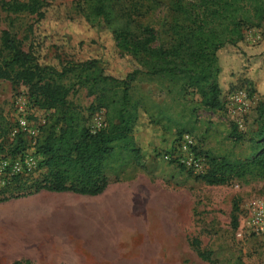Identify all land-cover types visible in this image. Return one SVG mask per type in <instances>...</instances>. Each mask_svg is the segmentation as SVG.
Here are the masks:
<instances>
[{
  "label": "rangeland",
  "instance_id": "rangeland-1",
  "mask_svg": "<svg viewBox=\"0 0 264 264\" xmlns=\"http://www.w3.org/2000/svg\"><path fill=\"white\" fill-rule=\"evenodd\" d=\"M42 2L43 15L8 12L0 5V39L4 30L11 31L43 66L61 69L69 62L98 59L107 75L120 79L139 69L137 61L118 48L104 19L90 21L86 0ZM153 15L157 19L163 13ZM253 30L246 31L240 44L243 50L227 47L219 53L222 110L205 108L193 91L175 96L165 81L138 76L133 94L141 102L134 129L142 155L139 170L132 179L111 182L94 198L97 207L111 209L104 212L102 219L110 213V221L102 220L96 246L71 247L68 254L60 248L39 249L40 259H31L34 263L264 264V180L249 177L228 185H207L198 178L205 170V156L194 151L235 160L251 154L256 108L264 100V55L259 50L264 40L254 42ZM241 92L243 98L238 97ZM70 100L88 116L92 131L101 127L105 111L90 114L95 98L85 88H77ZM51 112L36 107L25 86L0 81V200L26 196L43 178L45 169L39 168L35 144ZM21 118L27 119L35 134L27 133L25 148L13 155ZM239 134L243 138L237 141ZM30 156L35 164L28 167ZM72 219L64 229L76 227ZM202 253L211 255V261ZM23 258L30 259L3 257L0 264Z\"/></svg>",
  "mask_w": 264,
  "mask_h": 264
},
{
  "label": "trees",
  "instance_id": "trees-1",
  "mask_svg": "<svg viewBox=\"0 0 264 264\" xmlns=\"http://www.w3.org/2000/svg\"><path fill=\"white\" fill-rule=\"evenodd\" d=\"M0 5L8 12L43 15L42 0H0ZM86 5L90 21L104 19L118 48L137 61L139 69L126 78L107 75L98 59L69 62L61 69L43 66L11 31L4 30L0 39V81L25 86L36 107L52 111L35 144L39 168L45 169L43 178L35 181V190L26 196L42 190L99 196L111 182L132 179L142 158L134 138L141 108L133 94L138 76L165 81L175 96L193 91L205 108L222 110L219 53L240 47L247 30L264 24V0H86ZM159 10L163 15L156 19L153 14ZM241 53L247 60L249 54ZM77 88H85L95 98L89 107L91 115L105 111L96 131L89 127L83 109L70 100ZM256 111L257 128L251 154L245 159L194 148L206 159L205 170L198 175L205 184L228 185L249 177L264 180V100ZM26 135L21 130L15 135L13 155L25 148ZM242 138L239 134L236 140ZM234 223L238 226L236 217ZM202 256L211 261V255ZM11 264L36 263L23 258Z\"/></svg>",
  "mask_w": 264,
  "mask_h": 264
},
{
  "label": "crops",
  "instance_id": "crops-1",
  "mask_svg": "<svg viewBox=\"0 0 264 264\" xmlns=\"http://www.w3.org/2000/svg\"><path fill=\"white\" fill-rule=\"evenodd\" d=\"M96 197L42 190L0 201V259H40L39 249L60 248L68 254L71 247L96 246L102 235V217L111 210L97 207ZM64 203L67 207H63ZM107 216L103 221H110V213ZM71 218L76 227L64 229Z\"/></svg>",
  "mask_w": 264,
  "mask_h": 264
},
{
  "label": "built area",
  "instance_id": "built-area-1",
  "mask_svg": "<svg viewBox=\"0 0 264 264\" xmlns=\"http://www.w3.org/2000/svg\"><path fill=\"white\" fill-rule=\"evenodd\" d=\"M252 35H255L254 37H252V40L254 42H259L262 39L263 35H264V24L260 28H254V30L252 31ZM238 97L243 98L244 97V93L241 92L240 96H238ZM19 129L21 131L26 132V133L35 134V131H31V129L29 127V123H28L27 119H25V118L19 119ZM2 164H3V162L0 161V166L1 167H2ZM33 164H35V159L30 156L28 161H27V165H28V167H30ZM16 168H17L18 171H20L19 165H17Z\"/></svg>",
  "mask_w": 264,
  "mask_h": 264
}]
</instances>
